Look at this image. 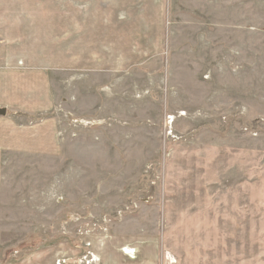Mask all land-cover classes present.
<instances>
[{"label":"rangeland","instance_id":"rangeland-1","mask_svg":"<svg viewBox=\"0 0 264 264\" xmlns=\"http://www.w3.org/2000/svg\"><path fill=\"white\" fill-rule=\"evenodd\" d=\"M55 4L57 66L0 38V264H264V0Z\"/></svg>","mask_w":264,"mask_h":264},{"label":"crops","instance_id":"crops-1","mask_svg":"<svg viewBox=\"0 0 264 264\" xmlns=\"http://www.w3.org/2000/svg\"><path fill=\"white\" fill-rule=\"evenodd\" d=\"M55 1L57 0H43L42 6L39 9L44 10V12H42V15L35 13L31 18L32 21L29 22L30 24L26 26L19 14L18 4L20 0H0V8L5 9V14L0 16V38L9 43L7 56L10 65L16 66L18 59H21L25 62V68L35 67L34 70L41 73L43 70H39L38 67L45 65L49 61L53 62L54 66H57V54L60 48L61 50L65 48V43H69L74 38L76 31L71 28H74L73 23L75 20H79L80 16L76 15L74 9H63L61 5L55 4ZM30 3L34 5L36 1L31 0ZM54 8H56L54 13H50L48 9ZM10 11L13 13L12 15ZM46 12L49 13L47 14ZM109 22L112 28H114L116 21L110 20ZM68 24H70L71 30H69ZM60 31H64L65 35L60 36L62 34ZM38 49L44 50L42 58H37V55L34 56ZM52 56L53 58H51ZM34 134L35 137L32 139H37L42 133L39 130Z\"/></svg>","mask_w":264,"mask_h":264},{"label":"water","instance_id":"water-1","mask_svg":"<svg viewBox=\"0 0 264 264\" xmlns=\"http://www.w3.org/2000/svg\"><path fill=\"white\" fill-rule=\"evenodd\" d=\"M7 114L6 109H0V116H5Z\"/></svg>","mask_w":264,"mask_h":264}]
</instances>
